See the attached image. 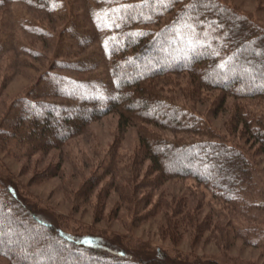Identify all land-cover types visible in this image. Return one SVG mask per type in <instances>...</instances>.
Returning a JSON list of instances; mask_svg holds the SVG:
<instances>
[{
  "label": "rangeland",
  "instance_id": "obj_1",
  "mask_svg": "<svg viewBox=\"0 0 264 264\" xmlns=\"http://www.w3.org/2000/svg\"><path fill=\"white\" fill-rule=\"evenodd\" d=\"M220 1L264 28V0ZM114 9L105 0H0V180L15 187L41 219L69 234H93L130 251L161 248L200 264H264V152L254 136L243 135L242 123L234 124V114L247 110L263 116L250 130L264 131V100L228 95L218 108L217 90H201L198 98L187 94V74L175 77L176 87H156L245 155L248 177L231 199L192 178L157 185L140 149L143 126L169 139L205 134L121 126L112 111L60 145L32 147V138L51 142L58 133L41 136V120L27 115L38 114L36 104L64 114L84 97L113 94L107 56ZM197 226L204 230L197 232ZM0 264L11 263L0 256Z\"/></svg>",
  "mask_w": 264,
  "mask_h": 264
},
{
  "label": "trees",
  "instance_id": "obj_2",
  "mask_svg": "<svg viewBox=\"0 0 264 264\" xmlns=\"http://www.w3.org/2000/svg\"><path fill=\"white\" fill-rule=\"evenodd\" d=\"M105 3L107 7L115 4L116 9L136 5L118 11L111 21V25L119 24L112 26L114 34L108 42L113 94L84 97L64 114L62 110L36 104L33 109L38 114L27 115L37 123L41 120V136L53 130L58 133L51 142L32 138V147L60 145L82 131L88 122L112 111L118 113L121 126L152 124L175 133L205 134L189 141L169 139L143 126L139 130L140 149L151 161L148 170L156 173L153 181L157 185L173 177L192 178L227 193L226 198L231 199L236 187L248 177L245 155L236 146L213 137L192 110L169 95H162L156 87L161 82L176 87L171 85L176 83L175 77L187 74L192 85L187 94L198 98L201 90H217L218 108L228 95L264 100V28L220 0ZM79 106L85 109L77 111ZM234 115L235 127L242 123L243 135L254 136L258 151L264 152L262 127L249 128L262 121L263 116L256 118L247 110ZM52 118L57 123L50 124ZM0 220V233H4L0 235V256L11 264H200L170 256L161 248L130 251L93 234H69L41 219L31 204L18 196L15 187L2 180ZM202 226L195 230L202 232Z\"/></svg>",
  "mask_w": 264,
  "mask_h": 264
},
{
  "label": "snow or ice",
  "instance_id": "obj_3",
  "mask_svg": "<svg viewBox=\"0 0 264 264\" xmlns=\"http://www.w3.org/2000/svg\"><path fill=\"white\" fill-rule=\"evenodd\" d=\"M136 5H128V6H121V9H114L112 10L113 12H118V11H121L125 8H135ZM111 26H115V27H119V24L118 23H115L113 22V24ZM0 224H2V220H0ZM4 233H0V235H3Z\"/></svg>",
  "mask_w": 264,
  "mask_h": 264
}]
</instances>
